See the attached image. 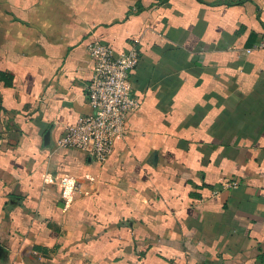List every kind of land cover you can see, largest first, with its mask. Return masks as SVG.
Instances as JSON below:
<instances>
[{
	"label": "crops",
	"instance_id": "0c3cea01",
	"mask_svg": "<svg viewBox=\"0 0 264 264\" xmlns=\"http://www.w3.org/2000/svg\"><path fill=\"white\" fill-rule=\"evenodd\" d=\"M92 40L139 54L101 163ZM0 264H264V0H0Z\"/></svg>",
	"mask_w": 264,
	"mask_h": 264
},
{
	"label": "built area",
	"instance_id": "2783aa9c",
	"mask_svg": "<svg viewBox=\"0 0 264 264\" xmlns=\"http://www.w3.org/2000/svg\"><path fill=\"white\" fill-rule=\"evenodd\" d=\"M86 48L93 61L92 76L85 89L91 112L65 125L55 147L83 150L101 163L113 152L115 140L129 133L128 116L139 107L130 82V73L139 62V54L136 46L115 53L100 40H92ZM61 183L66 186V178ZM226 185L234 188L237 183ZM79 188L80 184L73 182L71 189L77 191Z\"/></svg>",
	"mask_w": 264,
	"mask_h": 264
},
{
	"label": "water",
	"instance_id": "95a60500",
	"mask_svg": "<svg viewBox=\"0 0 264 264\" xmlns=\"http://www.w3.org/2000/svg\"><path fill=\"white\" fill-rule=\"evenodd\" d=\"M46 139H47V134H46ZM155 157H156V155H155V153H153V155H152V160L153 161L155 160Z\"/></svg>",
	"mask_w": 264,
	"mask_h": 264
}]
</instances>
